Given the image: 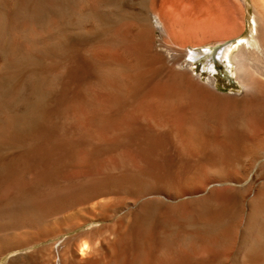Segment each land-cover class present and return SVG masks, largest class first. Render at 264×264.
I'll return each mask as SVG.
<instances>
[{"label":"bare ground","instance_id":"1","mask_svg":"<svg viewBox=\"0 0 264 264\" xmlns=\"http://www.w3.org/2000/svg\"><path fill=\"white\" fill-rule=\"evenodd\" d=\"M248 1L251 48L209 50L207 70L226 59L244 98L264 104V0ZM243 10L240 0H0V254L123 210L114 224L10 264H264V182L245 210L241 188L215 185L242 184L241 155L264 154L254 110H205L218 102L198 96L184 116L182 83L145 90L159 60L147 53L151 15L172 53L163 65L175 69L202 57L188 48L240 37ZM188 23L197 31L190 42L181 39ZM173 152L197 166L174 167ZM170 189L201 197L189 210H166L160 195L170 199ZM99 197L113 199L84 206Z\"/></svg>","mask_w":264,"mask_h":264},{"label":"rangeland","instance_id":"2","mask_svg":"<svg viewBox=\"0 0 264 264\" xmlns=\"http://www.w3.org/2000/svg\"><path fill=\"white\" fill-rule=\"evenodd\" d=\"M240 1L243 5V8H244L243 11H245L244 12L245 13L244 29H243L241 36L238 38H235L234 40H232L230 42L224 43L222 45H220V43H207V44H204V45H201L198 47L188 48L190 52L200 53L199 56H202V57H200V59H198L197 61H192V63H191V59L189 57L188 58L185 57L183 59V61L181 62L182 65H176L175 69H171V68L169 69L168 66L163 65V62L168 60V57H171L172 53L167 48L165 49L164 43H165L166 38H165L164 33L162 32V25L159 23L158 17L155 15L154 16L151 15L150 21H151L152 26H153V31H152L153 32L152 33V35H153L152 43L153 44L150 43V46H149L150 48L147 49V50L150 49V51H149L150 53L148 51H147V53L149 55L152 54L151 57L157 58L159 56L157 58V60L159 59L158 61H155V58L153 60L155 63L157 62L159 64L156 63L155 65H153V69L154 68L155 69L152 71V73H154V74L152 75L153 77L150 75V77L147 80V83H145V87L149 85L148 86L149 88H145V90L150 92L159 86L171 84L174 82H175L174 84H177V85L178 84L181 85V83H182L181 89L184 86L183 87L184 89H182V90L185 91V94L182 91L180 94L183 93L185 102H183L184 100L179 99L178 103H180L179 108H181L183 106L182 110H183V115L185 114L184 116H189L190 115L189 113H191L192 111H194L197 108L195 103L192 104V101H191V104H189L190 97H191V99H193V97L199 96L200 98H204L205 100H210V101L216 100V102H218V104L215 102H213V103L210 102V104H212L210 106L208 103H206V104L204 103L205 105L203 104L204 106L203 105H201V106L205 110H208L210 108L212 110H214L215 107H217V108L219 107L221 109L220 110L218 108V110L220 112L224 111V110H222V108L223 109L228 108V111H230V112H232V111L233 112L234 111L239 112V111H241L242 108H243V110H245L249 107L248 108L249 110L247 109L248 111H252L250 109H253L254 114L256 112L258 113V117H256L257 115L255 116L253 114L254 118L258 119V122L256 121L257 119L256 120L254 119L255 123L257 122L256 126H258L257 129L259 130L258 131L257 129H255V130H257L256 131L257 133L255 132L256 133L255 136L258 139H260L259 138V136H260L261 140H263V142H264V104H259L260 100L257 97H256L257 99H255L254 96H250L252 98H250L249 96H248V98H244L243 94L245 92V88L237 76V71H236L235 67L231 66L226 59H222L223 61H221L217 58L216 63H217V67L219 70L216 71L215 74H213L207 70L209 58L206 55L209 53V50H213V51L215 50L216 51L221 46H223L225 48L231 49L230 52L233 54L236 51H238L239 48L243 45L248 47V48L249 47L251 48L250 43H251V40H252V37L254 34V17H255L254 9L248 0H240ZM190 24L191 23L184 24L183 26H181V28H183L181 33L184 34V35L181 34V39L184 38V41H188V42H190L192 39H194L197 36L195 33L197 31H194V30H196V25H190ZM192 26L194 27L193 28L194 30L192 29ZM179 34L180 33H178V35ZM198 36H200V35H198ZM151 44H152V46H151ZM217 67H216V69H217ZM179 70H181V72H183V73L181 74ZM186 70L188 71V73L185 72ZM174 76L176 79L174 78ZM174 79H175V81H174ZM180 79L181 80L183 79L182 80L183 82L182 81L178 82V81H180ZM210 81L213 82V85L215 84L214 85L215 89L212 88L213 86H211ZM156 85H158V86H156ZM178 87H179V85H178ZM147 91L144 92L143 97H146L149 95V92H148V95H145L147 93ZM179 97H181V95ZM262 102L264 103L263 100H261V103ZM182 103H184V104H182ZM243 105H245V107H246L245 109H244ZM230 107H231V109H230ZM234 108H235V110H233ZM236 108H240V110H237ZM212 110L211 111L209 110V112H212ZM215 110H217V109H215ZM245 112L247 113L246 110H245ZM248 113H249L248 115L253 117L250 112H248ZM209 117H211V116H209ZM220 118H217V119L219 120ZM210 119H209L210 123L214 124V126L216 125V127L214 128L215 132L219 131V130H217V128H218L217 126L218 125L221 126L220 122L217 120L216 123H213V122H211V120L214 118H212L211 120ZM212 121H215V120H212ZM217 123H218V125H217ZM257 134L259 136H257ZM172 155H173V157H172ZM241 156L242 157H240V161H242V165L245 167V176L243 178L244 182L240 185L226 184V183H221V184L216 183L215 185H216V187H227V186L231 185L234 187L241 188L240 191H238V192L236 191L234 194L238 196L239 201L241 202V205H243V203H244L242 208H243V210H245V209H247V203L253 198V196L255 194V188L257 187V185L264 182V154L263 155H257V156L255 155L253 158H250V159L247 156H244V155H241ZM186 157L187 156L183 157V156H180L177 153L173 152V154H171V156H170V158L173 161L171 164H173L174 167L175 166L179 167L181 165V162L184 160L183 162L184 163L187 162V165L190 167L197 166L196 158H192V157L186 158ZM205 159H207V158H205ZM76 169H79L78 170L79 173L82 170L80 168H76ZM73 171H77V170L74 169ZM189 171H190V169L185 170L186 173L184 172V174H186V175L188 174L189 176H191L193 173H195L193 171H190V172ZM170 172L168 171L166 173H170ZM202 172L204 174L205 173L210 174L209 172H206V170H204ZM171 173H173V172H171ZM176 173H180V172H176ZM27 174L28 173L23 174V177H24V179H27L26 181H30V175L28 174V177H27ZM257 177H259L258 181L253 182L254 179ZM203 186H204V183H203ZM203 186H201V187H203ZM212 186H214V185H212ZM211 187H208V190ZM206 188H205V190H206ZM170 191L173 192L174 195ZM168 193L169 194H167V196L171 195V194L173 195L170 199H169V197L166 198V196L160 195V197H162L164 199L165 203L163 202L162 204H163L164 209L166 207V210H168V209H177V211H178V209L179 210L181 209L180 211L185 210L187 208L193 207V205L198 204V202H196V199L201 197V195L198 196L199 194H197V195L186 194L185 191L183 192L182 190H181V192L178 191V193H181L178 196L175 194L174 190L172 191L171 189L169 190ZM99 198L100 199H98V198L93 199L94 201L90 200L84 206L94 207V206H97L99 203H106V202H108V200L113 199V198H111V199L106 198L105 199V198H101V197H99ZM162 204H161V207H162ZM187 210H189V209H187ZM122 212H123V210L118 211L115 216H113L112 218H110L107 221L97 220V221L87 222L86 224H83L79 227H76L75 229L68 231L66 233L56 234L53 237H49L45 240L38 241V242L30 245L28 248H24L22 250H18V251H14V252L2 253V254H0V264H10V260L14 256H16L18 254L29 253V252L37 250L41 247L42 248H44V247L45 248H47V247L53 248V246H54V248H57L58 245L62 242V240L66 239V238H69V237H72L74 235L86 232L92 228L100 227L104 224H109V225L114 224L116 222V220L118 219L117 216L120 215ZM102 231L103 232L105 231V234H108V229H102Z\"/></svg>","mask_w":264,"mask_h":264}]
</instances>
